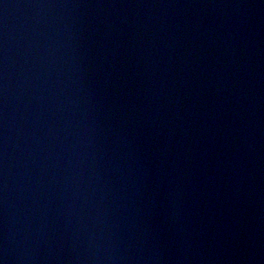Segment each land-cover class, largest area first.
Here are the masks:
<instances>
[{"label": "water", "instance_id": "95a60500", "mask_svg": "<svg viewBox=\"0 0 264 264\" xmlns=\"http://www.w3.org/2000/svg\"><path fill=\"white\" fill-rule=\"evenodd\" d=\"M0 264H264V0H0Z\"/></svg>", "mask_w": 264, "mask_h": 264}]
</instances>
